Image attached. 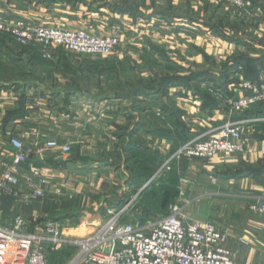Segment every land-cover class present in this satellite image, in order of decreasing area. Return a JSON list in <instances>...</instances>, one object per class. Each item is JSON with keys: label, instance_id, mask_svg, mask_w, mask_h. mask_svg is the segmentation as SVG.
Wrapping results in <instances>:
<instances>
[{"label": "crops", "instance_id": "0c3cea01", "mask_svg": "<svg viewBox=\"0 0 264 264\" xmlns=\"http://www.w3.org/2000/svg\"><path fill=\"white\" fill-rule=\"evenodd\" d=\"M246 1L239 13L217 0H0L1 18L43 24L55 17L61 25L99 37L117 31L121 41L108 57L68 56L59 50L53 61H45L0 37V71L9 77L0 81V174L15 152L10 140L18 138L31 151L29 166L48 167L53 175L46 204L20 209L34 225L29 231L54 222L68 237L92 235L105 218L99 206L84 207L81 198L92 188L86 182L96 169H102L112 196L119 187L135 189L185 139L212 134L224 121L243 116L212 109L204 94L224 79L228 96H247L236 84L247 80L248 63L261 64L255 78L264 79V0ZM108 68L132 89L110 96ZM15 73L20 80H13ZM96 78L100 87L93 89ZM153 78L181 81L155 97L158 87L147 84ZM99 90L100 97L92 96ZM259 129L247 134L253 153L176 162L169 184L147 197L166 208L153 211L150 219L141 211L139 220L157 221L177 202L188 222L211 220L226 232L225 246L238 264H264V215L249 208L264 200V129ZM50 141L69 145L72 153L40 154ZM130 160L132 167L126 165ZM109 193L106 199L114 202ZM5 199L0 200V225L10 227L8 215L18 207ZM85 230L87 236H79ZM77 256V249L66 248L50 252L48 263L73 264Z\"/></svg>", "mask_w": 264, "mask_h": 264}, {"label": "built area", "instance_id": "2783aa9c", "mask_svg": "<svg viewBox=\"0 0 264 264\" xmlns=\"http://www.w3.org/2000/svg\"><path fill=\"white\" fill-rule=\"evenodd\" d=\"M236 11L246 9V0H217ZM0 33L9 36L21 47L33 48L44 60L53 61L57 51L64 50L77 55L108 57L119 48L117 34L107 37L94 36L87 31L65 30L35 25L30 21L8 16L0 17ZM248 95L241 98L228 96L221 88L213 89L220 108L244 114L264 105V81L245 83ZM264 126V113L229 119L212 134L198 135L180 146L162 164L160 169L134 196L118 208L107 211L108 220L92 235L85 238L68 237L61 227L48 222L31 232L24 217L18 215L12 226L0 225V264H49L50 252L66 248L78 250L73 264H238L232 252L226 248L227 234L213 221L188 222L182 207L169 206L168 214L157 221L141 224L135 216L144 194L153 191L172 171L174 163L183 159L209 160L222 154L253 153L247 134ZM10 145L15 152L3 163L0 174V200L12 198L28 206L46 196L53 175L50 168L34 169L28 160L31 151L18 138ZM50 150L69 155L72 148L55 141L47 142L40 154ZM184 183L187 180H182ZM23 185H26L23 190ZM64 182L62 187H67ZM64 188L56 191L61 194ZM250 210L264 215V200L250 205Z\"/></svg>", "mask_w": 264, "mask_h": 264}, {"label": "rangeland", "instance_id": "374dc122", "mask_svg": "<svg viewBox=\"0 0 264 264\" xmlns=\"http://www.w3.org/2000/svg\"><path fill=\"white\" fill-rule=\"evenodd\" d=\"M9 17H11V16H9ZM61 19L60 18H58V19H55V17H51L50 19H48V20H45V23H41V24H36V23H33V24H35V25H41V26H48V27H55V28H61V29H65V30H80V31H86V30H84V29H76V28H69V27H67L65 24H59L58 23V21H60ZM32 23V22H31ZM59 24V25H58ZM88 33H90V32H88ZM91 35H93L92 33H90ZM114 34H117L118 35V37H119V34H118V32L116 31ZM112 35V34H111ZM95 36V35H94ZM110 36V35H109ZM107 37V36H106ZM120 38V37H119ZM21 48V47H20ZM24 48H22V50H23ZM23 51H25V50H23ZM62 51H64V50H62ZM117 51V50H116ZM65 55L67 54L68 56H70V54H69V52H66V51H64L63 52ZM82 56V55H81ZM84 57H87V56H84ZM249 69L248 70H245V72H246V74H247V76L249 77V78H251V79H255V70L256 71H258V70H260L263 66L260 64L259 66L258 65H252L251 63H248V66H247ZM108 70H109V81H110V83H111V85H113V86H111V89L109 90V92L111 91V94H110V96H115V95H117V92H118V90L119 91H121V92H124V91H127V90H131L132 89V87L134 86L133 84H131V83H128L127 81H121V79L120 78H118L117 77V71L114 69V68H108ZM1 71H4V70H1ZM0 71V74H1V77H0V81L1 80H3V81H9V77H7V75H5V73L4 72H1ZM33 71H35V69H33V70H31V72H33ZM8 76H10V75H8ZM12 77H14L13 78V80L14 81H16V80H20V75H18V77H16V73H15V75H13ZM120 79V80H119ZM247 79V78H246ZM32 80V79H31ZM37 80H41V79H37ZM164 80H166L165 78H159V79H150V82H148L147 84H148V86L150 85L151 87H152V89H154V88H156V86L158 87V85L160 84V82L161 81H164ZM224 81V79H217V83H221V84H219V86H221V85H223V82ZM263 81H264V79H263ZM260 82H262V80H258L257 82L255 81V82H252V81H248V80H242V81H238V83H237V81L235 82V83H237L236 85H237V87H240V88H242L243 89V86L245 85V83H252V84H254V83H260ZM79 86H81V83L80 84H78ZM91 87L93 88V89H98L99 87H100V83H99V79L98 78H96L95 80H93L92 81V83H91ZM155 86V87H154ZM217 88H221V87H217ZM222 89V88H221ZM223 90H224V88H223ZM102 95V93H101V90H99V92L97 93V94H95V95H92V96H98V97H100ZM260 109H263V108H260ZM100 111L98 110V112H96V113H99ZM158 115H161V114H158ZM245 115V113L243 114V116ZM264 128H260L259 130H263ZM194 139V138H193ZM180 148V147H179ZM178 148V149H179ZM177 149V150H178ZM176 150V151H177ZM72 153V152H71ZM132 161L133 160H130L126 165L127 166H129V167H132ZM165 160H163L162 161V163H160L159 165H158V167H157V169H156V171L153 173V175L160 169V167L162 166V164H163V162H164ZM174 166H175V163H174V165H173V167H172V171L170 172V173H173V171H174ZM100 171H102V169L101 168H99V169H96V173L91 177V176H89L88 177V179H87V182L86 183H88V185H89V187H92L93 189H95V190H93L92 188H90L89 190H88V192H85V194H84V196L81 198L82 200L81 201H85V202H83L82 204H83V206L85 207L86 206V204L87 203H89L90 205H92V204H94L96 207H98L99 206V212L101 213V217H104L105 219H103L104 220V222H103V224L108 220V215H107V211L109 210V209H113L116 205H122V204H124L125 203V201H127V200H129L132 196H134L135 195V193H136V191L139 189H131V190H129L128 188L126 189V190H121V188L119 187V189H117V190H120V191H117V192H113V196H112V193H109V192H107V189L105 188V184H103V180L105 179L104 177V175L102 174L101 175V173H99ZM126 173L127 174H129V172L128 171H126ZM152 175V176H153ZM118 182L117 183H119V185H121V186H123V179H120V180H117ZM146 183V182H145ZM144 183V184H145ZM125 184V183H124ZM143 184V185H144ZM143 185H141V187L143 186ZM104 186V187H103ZM118 188V187H117ZM136 190V191H135ZM107 193H109L110 194V196H111V198L113 199V200H115L114 202H110L108 199H106V196H107ZM47 195V194H46ZM109 196V195H108ZM109 196V197H110ZM46 197V196H45ZM45 197H43L41 200H39V201H35V202H33L32 203V205L35 203V205H36V203L37 202H39V204H40V206L41 205H44V204H46V200L44 199ZM148 197V196H147ZM148 199L147 198H145V197H143L141 200H140V202H139V207H138V211H136L137 213H136V217L138 218V217H142L141 216V211H143V213H142V215L144 216L145 214V216L144 217H148L149 219H150V216L153 214L152 212L154 211V212H157V214H159L160 213V211L161 210H163L164 208H166V206H161V203H160V201H153V202H149V201H147ZM13 201V202H12ZM152 201V200H151ZM3 202H7V203H9V202H11V203H9V204H16L17 205V207L18 208H16L15 210H13V211H10V213H9V215H8V218H10V221H13V219L15 218V217H17L18 215H20V216H22V217H24L25 219H27L26 217H29V214H26V213H28V212H26V213H24L23 211H21L20 209L22 208V206L23 207H26V206H24V205H21L20 203H18L17 201L15 202L14 200H12V199H5V200H3ZM8 204V205H9ZM81 204V205H82ZM151 204V205H150ZM31 205V204H30ZM37 205H38V203H37ZM13 206V205H12ZM14 207H15V205H14ZM28 207V206H27ZM13 208V207H12ZM116 208V207H115ZM148 208V209H147ZM147 213H149V214H147ZM148 218H144V219H146V220H148ZM28 220V230L29 229H32V228H34L33 226V223H31V221H30V219H27ZM36 221H38V220H36ZM38 222H41V221H38ZM146 222V221H145ZM38 224H41V223H38ZM98 224V223H97ZM96 224V225H97ZM102 224V225H103ZM87 231L85 230V232H82L81 234H79V236H81V237H85V236H87ZM75 238H77V239H79V237H75ZM51 264H59V261H56L55 259L54 260H51Z\"/></svg>", "mask_w": 264, "mask_h": 264}, {"label": "trees", "instance_id": "16d2710c", "mask_svg": "<svg viewBox=\"0 0 264 264\" xmlns=\"http://www.w3.org/2000/svg\"><path fill=\"white\" fill-rule=\"evenodd\" d=\"M1 35L2 36H5V37H7V38H9L10 40H11V38L9 37V36H7V35H5V34H2V33H0V37H1ZM17 44V43H16ZM18 45V44H17ZM21 47V46H20ZM21 48H24V49H26V50H28V51H30V52H32L36 57H38L39 59H41V60H44L43 58H42V56L36 51V50H34L33 48H27V47H21ZM46 61V60H45ZM246 77H247V80L248 81H252V82H257L258 81V78L256 79H251V78H249L247 75H246ZM166 80H164V81H161L160 82V84L158 85V91H157V93H154V96L156 97V96H159L160 94H163V93H166V91H167V89L169 88V86L170 85H172V84H175V82H179L180 83V81H181V79H173V78H165ZM184 80V79H183ZM185 81V80H184ZM222 89L223 88H225L226 86L225 85H221L220 86ZM226 89V88H225ZM144 94H146V93H144ZM205 98H206V101H207V105L209 106V107H212V109H215V108H220V103L214 98V96H213V94L211 93V92H206L205 94ZM260 108H263V110L262 111H259V112H255V111H257L258 109H260ZM253 110V111H252ZM261 113H264V105H261V106H259V107H256V108H253V109H251L250 111H247V112H245V115L244 116H253V115H255V114H261ZM263 128H264V126H263ZM189 140H191V139H185L184 141H183V143H182V145L184 144V143H186V142H188ZM162 163V162H161ZM171 174L172 173H169L168 175H167V177H166V179H164L162 182H161V184L158 186V187H155V189L153 190V191H149V192H146L145 194H144V196L143 197H145V198H147V196H149V195H152L156 190H161V188L162 187H164V186H166V185H168L169 184V182H170V179H171ZM153 175V174H152ZM152 175L151 176H149L144 182H142L140 185L138 184V186L135 188L136 190L138 189V188H140L141 187V185H143L145 182H147L151 177H152ZM135 190V191H136ZM140 208V207H139ZM138 221L141 223V224H144V223H146L145 221H140L139 220V218H138Z\"/></svg>", "mask_w": 264, "mask_h": 264}]
</instances>
